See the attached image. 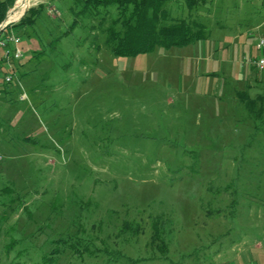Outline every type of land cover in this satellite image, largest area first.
Masks as SVG:
<instances>
[{
    "label": "rangeland",
    "instance_id": "obj_1",
    "mask_svg": "<svg viewBox=\"0 0 264 264\" xmlns=\"http://www.w3.org/2000/svg\"><path fill=\"white\" fill-rule=\"evenodd\" d=\"M40 2L57 14L19 37L21 65L6 64L12 89L0 93V264H222L244 238L262 241L264 264V101L252 98L261 119L240 97L250 75L264 79L240 68L264 0H209L207 38L132 57L91 50L86 18L64 35L72 0ZM16 22L5 29L18 36ZM71 236L100 252L50 255Z\"/></svg>",
    "mask_w": 264,
    "mask_h": 264
},
{
    "label": "trees",
    "instance_id": "obj_2",
    "mask_svg": "<svg viewBox=\"0 0 264 264\" xmlns=\"http://www.w3.org/2000/svg\"><path fill=\"white\" fill-rule=\"evenodd\" d=\"M14 1L0 0V23ZM208 2L209 0H72L69 11L74 19L64 35L70 33L81 18H86L88 20L86 40H88L89 48L96 52L105 50L114 56L132 57L149 53L156 46L164 48L186 46L208 37L207 24L198 13L199 9L205 7ZM50 9L51 5L47 2L30 6L14 24L15 29L20 28L18 37L30 36L39 18L46 16L51 20ZM53 9L57 11L56 8ZM53 14L55 16L57 12ZM7 32L9 31L6 29L1 30L0 36ZM20 48L23 51L22 46ZM0 49L2 50L0 54V93H8L11 92L12 81L4 83L3 75L12 71L6 67V64L17 67L21 65L23 56L21 58L11 56L7 62L3 56V48L0 47ZM36 53L38 57L42 54V52ZM26 74H23V77ZM37 88L38 86L35 85L29 86L28 92L37 90ZM23 91L26 92L24 87ZM245 93L241 92L240 97H245V105L250 110L254 101ZM18 100H20L19 96ZM162 227L158 220L154 221L153 238L159 239L161 243L159 250L164 251L167 244L163 239ZM131 229L130 224L125 222L123 230ZM54 241L57 245L51 250L50 255L68 250L70 255L82 258L85 254L95 256L100 252V248H97L89 238L71 236L57 238ZM52 257L50 258L54 260L55 258Z\"/></svg>",
    "mask_w": 264,
    "mask_h": 264
},
{
    "label": "built area",
    "instance_id": "obj_3",
    "mask_svg": "<svg viewBox=\"0 0 264 264\" xmlns=\"http://www.w3.org/2000/svg\"><path fill=\"white\" fill-rule=\"evenodd\" d=\"M34 5V4H33ZM30 6V0H28L26 8L21 12V14L15 18L17 21L21 18V16L25 13V11ZM32 6V5H31ZM19 10V6L17 5V0L14 1V4L7 10L6 15L2 22L0 23V31L5 30L7 25L14 20H8L7 18L11 16L13 13ZM50 13H56L55 9H50ZM20 38L12 31L7 32L5 35L0 36V47L3 48V56L6 58L7 62L10 57L21 58L23 56V51L20 46ZM256 54L254 56H242L241 65H250L254 67L256 70L264 72V32L259 34L257 37V41L255 43ZM13 80L12 73H6L3 75L4 83H10ZM20 100L27 99V94L25 91H22L19 95Z\"/></svg>",
    "mask_w": 264,
    "mask_h": 264
},
{
    "label": "crops",
    "instance_id": "obj_4",
    "mask_svg": "<svg viewBox=\"0 0 264 264\" xmlns=\"http://www.w3.org/2000/svg\"><path fill=\"white\" fill-rule=\"evenodd\" d=\"M263 32H264V28H263ZM254 50H255V45H254ZM255 54H256V50H255ZM249 56H254V55L250 54ZM245 67H247L250 71H254V72H257V73H264V72L256 70L254 67H252L250 65H240V68H245ZM250 77H251V79L254 80V82L253 83H248L247 86H248V89L252 90L253 92H248L249 93L248 96L251 97V99L252 98L257 99L256 102L261 104V102L264 101V92H263L264 91V79L260 78L259 76H254L253 77L252 75H250L248 78H250ZM251 93H253L254 95H252ZM244 99H245V97H244ZM256 102H253L252 105H254V106L257 105ZM261 111L262 110H261V108L259 106V108H257V109L256 108H254L253 110L250 109L248 111V113L256 114V115L259 116V118H261L260 117V115H262ZM240 242H242L241 245H238L236 247L234 245L226 246L225 251H226V256H228V257L222 256L223 260H220L221 263L222 264H235V259H233L232 255H231V252H233V251L232 250L229 251V249L241 248V249H243V251L246 252L245 256L247 257V261H245L246 263L244 262L243 264H260L261 261L258 260L257 258L259 257V253H262V251H261V248L263 246V243H261L262 241L256 240L254 243H252V246H250V245L246 246L245 245V243L247 242L246 238L241 239ZM253 249H255L254 251L257 253L256 259L253 256V251H252ZM213 263H215V261L209 262V264H213Z\"/></svg>",
    "mask_w": 264,
    "mask_h": 264
},
{
    "label": "bare ground",
    "instance_id": "obj_5",
    "mask_svg": "<svg viewBox=\"0 0 264 264\" xmlns=\"http://www.w3.org/2000/svg\"><path fill=\"white\" fill-rule=\"evenodd\" d=\"M17 5L19 6V10L15 13H13L11 16H9L7 19L8 20H14L17 18L21 12L26 8L27 6V0H17Z\"/></svg>",
    "mask_w": 264,
    "mask_h": 264
}]
</instances>
